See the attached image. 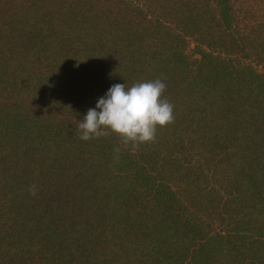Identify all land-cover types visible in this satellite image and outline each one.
Returning a JSON list of instances; mask_svg holds the SVG:
<instances>
[{
	"label": "trees",
	"instance_id": "1",
	"mask_svg": "<svg viewBox=\"0 0 264 264\" xmlns=\"http://www.w3.org/2000/svg\"><path fill=\"white\" fill-rule=\"evenodd\" d=\"M157 78L155 142L79 139ZM43 263L264 264V0H0V264Z\"/></svg>",
	"mask_w": 264,
	"mask_h": 264
},
{
	"label": "clouds",
	"instance_id": "2",
	"mask_svg": "<svg viewBox=\"0 0 264 264\" xmlns=\"http://www.w3.org/2000/svg\"><path fill=\"white\" fill-rule=\"evenodd\" d=\"M166 84L159 78L127 84H113L95 108H89L76 126L79 139L89 141L115 134L120 146L114 147L115 159L123 149L138 150L143 144L155 142L157 129L174 123V105L166 98ZM35 197L38 187L28 188Z\"/></svg>",
	"mask_w": 264,
	"mask_h": 264
},
{
	"label": "rangeland",
	"instance_id": "3",
	"mask_svg": "<svg viewBox=\"0 0 264 264\" xmlns=\"http://www.w3.org/2000/svg\"><path fill=\"white\" fill-rule=\"evenodd\" d=\"M52 1H54V0H52ZM204 50H206L205 47H203V51ZM92 56L97 59L96 60L97 63H100L102 61L101 58L103 57V54L101 55V53L99 51L96 50L95 53L92 54ZM89 59H92L91 55H89ZM103 67H104V69H103L104 76H107L109 74V72H112V67L110 65H108V63H105L103 65ZM84 74L89 77V76L93 75V71L89 72V69H88L87 71H85ZM72 86H70V87H72ZM65 87L68 88L67 84L65 83V86H64V84L60 80L59 81V86L57 88H56L55 85H53V86H50L47 91L40 93V96L44 97V99H45V97H53V98H55V101L58 102V106L59 107H56V106H52V107H53L55 113H57V114H62L63 115V112L66 109V108L63 107V101H62V98H61L62 96L67 94V91L66 92L64 91ZM75 90H76V88H75ZM75 95L79 96L80 94H73L72 96H75ZM22 96L26 97L25 94H22ZM68 102H71V105H72V104H75L77 102V100H76V102H74L72 99H69ZM67 105H68V103H67ZM85 110H83V111L85 112ZM57 118H59V117H57ZM68 121H70V119H68ZM53 125L56 126V127H59V128L62 126V125H58V124H55V123H53ZM137 207L140 208L139 201L137 202ZM143 208H145V206ZM78 243H80V242H75V245L78 244ZM43 264H45V263H43Z\"/></svg>",
	"mask_w": 264,
	"mask_h": 264
}]
</instances>
